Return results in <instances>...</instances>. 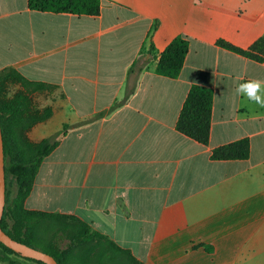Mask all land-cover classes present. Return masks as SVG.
<instances>
[{
  "label": "crops",
  "instance_id": "crops-1",
  "mask_svg": "<svg viewBox=\"0 0 264 264\" xmlns=\"http://www.w3.org/2000/svg\"><path fill=\"white\" fill-rule=\"evenodd\" d=\"M99 1L98 15L76 16L0 0V72L57 87L30 95L52 114L28 139L67 126L24 202L57 217L20 237L64 250L75 218L140 264H264V108L236 91L264 82V63L216 43L247 49L264 38V0ZM178 36L189 42L179 76L157 75ZM192 86L213 93L207 145L175 128ZM243 139L247 159H211ZM15 193L6 183L5 208Z\"/></svg>",
  "mask_w": 264,
  "mask_h": 264
},
{
  "label": "trees",
  "instance_id": "trees-1",
  "mask_svg": "<svg viewBox=\"0 0 264 264\" xmlns=\"http://www.w3.org/2000/svg\"><path fill=\"white\" fill-rule=\"evenodd\" d=\"M28 8L37 12L66 13L76 16H96L100 11L99 0H27ZM217 45L249 60L264 63V38L257 39L247 49L234 47L222 40ZM189 49L186 38H174L161 53L155 73L159 76L174 79L182 70ZM14 86L21 90L11 92ZM56 86L31 82L19 72L9 69L0 72V128L3 140L5 179L10 175L14 180L16 193L9 206L4 208L1 218V229L13 240L36 248L27 235L20 237V231L29 224L51 221L56 215L34 212L25 209L24 202L29 196L36 173L43 159L47 157L64 137L67 126L54 135L34 143L27 133L35 124L50 118V109L42 113L35 107L30 97L35 92H51ZM213 104V93L210 89L192 86L175 124L176 130L201 145H207L210 133V118ZM250 153L247 139L216 148L211 153L213 160H244ZM71 227L64 230L72 245L61 251L42 250L52 256L57 264H116L117 257L124 256L130 264L135 261L127 250L114 244L107 237L93 230L87 224L70 218ZM9 221L10 226L7 224ZM73 223V225H71ZM210 252L211 248L206 247ZM0 257L5 264H18L10 257L44 264L32 259L23 258L0 243Z\"/></svg>",
  "mask_w": 264,
  "mask_h": 264
},
{
  "label": "water",
  "instance_id": "water-1",
  "mask_svg": "<svg viewBox=\"0 0 264 264\" xmlns=\"http://www.w3.org/2000/svg\"><path fill=\"white\" fill-rule=\"evenodd\" d=\"M5 163L3 153V140L0 128V222L5 208ZM0 243L15 253L20 254L23 258L32 259L44 264H57L56 260L40 250L22 244L10 238L0 226Z\"/></svg>",
  "mask_w": 264,
  "mask_h": 264
},
{
  "label": "clouds",
  "instance_id": "clouds-1",
  "mask_svg": "<svg viewBox=\"0 0 264 264\" xmlns=\"http://www.w3.org/2000/svg\"><path fill=\"white\" fill-rule=\"evenodd\" d=\"M236 91L238 95H242L247 100L264 108V82L251 80L240 84Z\"/></svg>",
  "mask_w": 264,
  "mask_h": 264
},
{
  "label": "rangeland",
  "instance_id": "rangeland-1",
  "mask_svg": "<svg viewBox=\"0 0 264 264\" xmlns=\"http://www.w3.org/2000/svg\"><path fill=\"white\" fill-rule=\"evenodd\" d=\"M6 183L8 185V189L12 188L14 186V180L10 175L6 176ZM116 264H130L128 259L124 256L117 257L115 260ZM33 263V262H32Z\"/></svg>",
  "mask_w": 264,
  "mask_h": 264
}]
</instances>
